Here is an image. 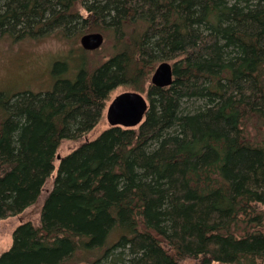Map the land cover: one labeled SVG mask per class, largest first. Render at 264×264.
Returning a JSON list of instances; mask_svg holds the SVG:
<instances>
[{"label": "trees", "instance_id": "obj_1", "mask_svg": "<svg viewBox=\"0 0 264 264\" xmlns=\"http://www.w3.org/2000/svg\"><path fill=\"white\" fill-rule=\"evenodd\" d=\"M92 31L99 64L0 91V219L24 215L0 264H264V0H0V38ZM121 84L143 122L89 138Z\"/></svg>", "mask_w": 264, "mask_h": 264}, {"label": "rangeland", "instance_id": "obj_2", "mask_svg": "<svg viewBox=\"0 0 264 264\" xmlns=\"http://www.w3.org/2000/svg\"><path fill=\"white\" fill-rule=\"evenodd\" d=\"M84 15L88 11L81 10ZM80 35L76 40L60 38L56 33H48L39 38L26 37L14 39L10 35L0 38V91L11 94L30 90L33 92L52 90L58 77L75 79L80 65L86 62L87 66H95L104 60L110 52L111 41H105L97 51L85 50L80 42ZM174 63L173 59H168ZM132 89L126 84L116 86L110 93L106 108L98 125L88 133L89 138L96 137L110 124L106 118V109L112 99L119 93ZM147 97V93L144 92ZM148 98V97H147ZM258 141L264 143V127L261 131L253 130ZM80 141L65 139L59 149V155L69 153ZM57 173L59 159L55 162ZM53 179L46 187L52 186ZM45 196L43 193L42 198ZM42 198L40 200H42ZM264 208V204H259ZM21 215L8 216L0 219V254L9 249L13 243V231L21 222ZM36 215V214H35ZM24 216V215H23ZM198 257H186L180 264H200ZM85 261L75 263L69 260L65 264H84ZM111 264V263H108ZM212 264H225L213 262Z\"/></svg>", "mask_w": 264, "mask_h": 264}, {"label": "water", "instance_id": "obj_3", "mask_svg": "<svg viewBox=\"0 0 264 264\" xmlns=\"http://www.w3.org/2000/svg\"><path fill=\"white\" fill-rule=\"evenodd\" d=\"M80 42L85 50H96L103 46L105 34L101 31L81 35ZM174 81V65L169 60L160 61L154 69L151 82L160 87L170 86ZM150 106L143 92L130 89L117 94L106 109V118L111 126L137 127L145 118ZM60 157V156H59Z\"/></svg>", "mask_w": 264, "mask_h": 264}, {"label": "flooded vegetation", "instance_id": "obj_4", "mask_svg": "<svg viewBox=\"0 0 264 264\" xmlns=\"http://www.w3.org/2000/svg\"><path fill=\"white\" fill-rule=\"evenodd\" d=\"M87 11H88V10H87ZM90 13H91V12L88 11V14H90ZM88 14H87V15H88Z\"/></svg>", "mask_w": 264, "mask_h": 264}]
</instances>
